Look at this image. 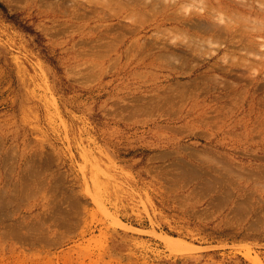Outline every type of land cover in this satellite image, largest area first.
I'll return each instance as SVG.
<instances>
[{
    "label": "rangeland",
    "instance_id": "obj_1",
    "mask_svg": "<svg viewBox=\"0 0 264 264\" xmlns=\"http://www.w3.org/2000/svg\"><path fill=\"white\" fill-rule=\"evenodd\" d=\"M90 1L0 0V264H264V0L178 5L228 54Z\"/></svg>",
    "mask_w": 264,
    "mask_h": 264
},
{
    "label": "bare ground",
    "instance_id": "obj_2",
    "mask_svg": "<svg viewBox=\"0 0 264 264\" xmlns=\"http://www.w3.org/2000/svg\"><path fill=\"white\" fill-rule=\"evenodd\" d=\"M64 1V0H63ZM65 1H67V0H65ZM87 2H88V4H90L89 3V0H86ZM93 1H98V0H92V1H90V2H93ZM196 1H199V0H106V2H101V1H98V3H100L101 5L102 4H104V3H106V4H118V7L121 5H123L124 6V8H126L125 6H129L130 4H132L133 6H137V5H135V4H139V5H145V4H162V7L161 8H159V11H157V13L158 12H160V13H162V18H161V22H160V24H172V25H174V27H173V30H174V28H175V30L177 29L178 31L181 29L182 30V32H183V30L184 31H186V33H187V35L185 36V39H188V33H190L191 34V36L192 35H194V36H196L197 38H200V39H206V38H211V39H213V41L215 40V38H216V40L217 39H219V41L217 40L216 41V49H217V51L218 52H221V51H225L226 52V50H231V51H235L236 49L237 50H239V49H242V48H244V50H245V48L247 49V47H251L252 49H253V47L250 45V44H246V43H243L244 41V39L242 38V36L243 35H245L244 37H246V34H245V32H244V34L241 36V37H239V38H237L238 37V34H237V32H239L238 30H236V28H235V25H234V22L233 23H228V24H222L220 21H221V18H220V16H217V15H215V13L214 14H212V15H208V14H206V13H204L203 11H202V9L201 8H198V9H196V10H194L192 13H189V14H187V12H186V14H179L177 11H178V5L179 4H193V3H195ZM204 1H207V0H204ZM204 1H203V4H207L208 3V1L206 2V3H204ZM258 1V0H257ZM256 1V2H257ZM94 2V3H95ZM216 2V1H215ZM221 2V3H220ZM222 2H224L225 4H234V3H232V0H218V4L220 5V4H222ZM239 2V1H238ZM241 2H245V1H241ZM241 2H239V3H241ZM248 2V1H247ZM259 2H260V0H259ZM261 2H262V0H261ZM64 4H65V2H63ZM198 3V2H197ZM223 3V4H224ZM60 4H62V2H60ZM72 4H73V1H72ZM80 4H81V2H80ZM83 4H85V3H83ZM87 4V3H86ZM96 4V3H95ZM99 4V5H100ZM105 4V5H106ZM201 4V3H200ZM217 4V2H216V5H218ZM238 4V3H237ZM245 4H248V9H250L249 11H251V9L253 8V2L252 1H250L249 0V2L248 3H243V5H245ZM252 4V5H251ZM255 4H257V6L259 5V3H255ZM98 5V4H97ZM111 5H110V7H111ZM143 5V7H142V10H144V9H146L147 7H149L150 5H145L144 6ZM207 5H209V4H207ZM216 5L214 4V8H216ZM241 5V4H240ZM113 6V5H112ZM122 6V7H123ZM133 6H131V7H133ZM197 6V5H196ZM201 6V5H200ZM203 6V5H202ZM242 6V5H241ZM240 6V7H241ZM247 6V5H246ZM260 6H262V5H260ZM260 6H258L259 8H261ZM108 7V6H107ZM130 7V6H129ZM151 7V6H150ZM154 7V6H153ZM159 7H160V5H159ZM180 7H181V5H180ZM205 7V6H204ZM212 7V6H211ZM228 6L226 5V7L225 8H227ZM235 7V6H234ZM243 7H245V6H243ZM257 7V8H258ZM264 7V6H263ZM105 8V7H104ZM104 8H102V9H104ZM128 8V7H127ZM156 8H157V6H156ZM213 8V9H214ZM237 8V7H236ZM236 8H235V10H236ZM84 9V8H83ZM85 9H86V7H85ZM101 9V10H102ZM106 9V8H105ZM110 9V8H109ZM115 8H112L111 10L113 11ZM119 9H121L120 7H119ZM119 9L117 8L116 9V12H117V10H118V13H119ZM158 9V8H157ZM211 9V8H210ZM219 9H220V7H219ZM247 9V10H248ZM122 10H123V8H122ZM149 10V9H148ZM155 10V9H154ZM153 9H152V11H154ZM180 10V9H179ZM205 10V9H204ZM217 10V9H216ZM222 10V9H221ZM224 10H226V9H224ZM260 10V9H259ZM93 11V13L95 12L94 10H92ZM115 11V10H114ZM137 11V10H136ZM151 11V10H150ZM150 11H149V14H150ZM237 12H239V10H236ZM236 11H234V12H236ZM108 12V11H107ZM110 13L109 14H111V11H109ZM121 12V11H120ZM133 12V11H132ZM138 12V11H137ZM148 12V11H147ZM155 12V11H154ZM181 12V11H180ZM211 11H209L208 13H210ZM214 12V11H213ZM223 12V11H222ZM226 12V11H225ZM224 12V13H225ZM236 12V13H237ZM261 12V11H260ZM262 12H264V11H262ZM83 13V12H82ZM143 13H146V12H143ZM156 13V12H155ZM154 13V14H155ZM156 13V14H157ZM219 13H221V12H219ZM239 13H241L242 14V12H239ZM249 13V12H248ZM258 13V12H257ZM105 14V13H104ZM116 14V13H115ZM128 14H130V13H128ZM127 14V15H128ZM135 14H138V13H135ZM142 14V13H141ZM140 12H139V15L137 16V17H140ZM147 14V13H146ZM145 14V15H146ZM149 14H147V15H149ZM155 14V15H156ZM235 14V13H234ZM241 14H240V17H241ZM244 14H246V12L244 13ZM253 14V13H252ZM251 14V15H252ZM83 15V14H82ZM81 15V16H82ZM85 15V14H84ZM112 15V14H111ZM131 15V14H130ZM143 15V14H142ZM144 15V16H145ZM151 15V19L153 18L152 17V14H150ZM149 15V16H150ZM155 15H153L155 18H156V16ZM158 15V14H157ZM229 15V14H228ZM230 15H231V13H230ZM239 14H237V15H235V16H238ZM243 15V14H242ZM256 16L258 15V14H255ZM260 15H261V13H260ZM264 15V14H263ZM262 15V16H263ZM87 16H89V17H91L90 15H87ZM113 16V15H112ZM144 16H142V17H144ZM215 16H217V17H215ZM227 16V15H226ZM255 16V17H256ZM89 17H87V18H89ZM125 15H124V19H125ZM130 16H128V18H129ZM132 17V16H131ZM136 17V18H137ZM147 17V16H146ZM145 17V18H146ZM243 17V16H242ZM241 17V18H242ZM100 18V17H99ZM123 18V17H122ZM236 18H238V17H236ZM235 18V19H236ZM247 18H249V17H247ZM259 18H262V19H264L263 17H259ZM97 19V18H96ZM104 19V18H103ZM127 19V18H126ZM133 19H135V18H133ZM139 19V18H138ZM147 19V18H146ZM233 19H234V17H233ZM234 19V20H235ZM250 19H251V17H250ZM102 20V19H101ZM148 20H149V18H148ZM226 20V19H225ZM243 20V19H242ZM155 21V20H154ZM227 21V20H226ZM225 21V22H226ZM229 21H231V19L229 20ZM236 21V20H235ZM248 22V21H247ZM254 22V21H253ZM148 23H149V21H148ZM264 22H262V24H263ZM131 24V23H130ZM235 24H237V23H235ZM118 25V24H117ZM122 25V24H121ZM128 25V24H127ZM132 25V24H131ZM251 25H253V24H251L250 23V25L249 26H251ZM115 28H116V30L118 31V29L120 28L121 29V26L119 25V28L118 27H116L115 25H113ZM167 26V25H166ZM255 26V25H254ZM253 26V28H255ZM103 27H104V25H103ZM125 27V28H124ZM132 27H134V26H132ZM135 28H136V26H135ZM139 27H137L136 29H134V28H129L128 26H126V25H124V26H122V29H125L124 30V33L126 32V31H128V33L126 32V34L128 35L129 33H132V34H135V33H137L138 32V29ZM235 28V29H234ZM241 27H239L238 29H240ZM247 28V27H246ZM258 28V27H257ZM261 28V27H260ZM259 28V29H260ZM144 29V28H143ZM170 29H172L171 28V26H170V28H169V30ZM245 29V28H244ZM249 29V28H248ZM251 29V28H250ZM259 29H257V30H259ZM139 30H140V28H139ZM262 29H260L259 31H261ZM123 31V30H122ZM141 31V30H140ZM171 31V30H170ZM240 31H241V29H240ZM246 31H249V30H246ZM258 32V31H257ZM257 32H252V34H256ZM123 33V32H122ZM123 33V34H124ZM177 33V32H176ZM177 34H180V33H177ZM118 36V35H117ZM251 36V35H250ZM119 37H121V36H119ZM123 38L125 37V36H122ZM121 37V38H122ZM127 37V36H126ZM137 37V36H136ZM117 39H118V37H116ZM197 38L195 39V41L197 40ZM248 38V36L246 37V39ZM254 38V37H253ZM257 38V37H256ZM256 38H254V39H256ZM193 39V40H192ZM208 39V40H209ZM257 39H259V38H257ZM264 39V36H263V38H261L260 40H263ZM150 40V39H149ZM190 40V39H189ZM188 40V41H189ZM207 40V39H206ZM206 40H204V41H206ZM116 41V40H115ZM187 41V42H188ZM191 42L193 41L194 42V37H192L191 38V40H190ZM210 41V40H209ZM245 41H247V40H245ZM187 42H184L186 45L184 46V45H182V46H184V48L183 49H178V50H180L183 54H186L187 56L186 57H188V55L190 54V52L187 50L188 48V46L190 47L191 46V43L189 42L188 44L189 45H187ZM192 42V43H193ZM197 42H199V41H197ZM202 42V41H201ZM210 42H212V41H210ZM219 42H221V43H218ZM263 42H264V40H263ZM86 43V42H85ZM113 43V42H112ZM159 43H161V42H159ZM158 42H156V41H153L152 42V40L150 41V42H148V43H146V48L148 49V51H152V50H155V49H157L158 51H161V50H164V51H174L175 50V48L174 47H172V46H168L166 43H164L163 42V44H159ZM206 43H207V41H206ZM206 43L205 42H203V45H206ZM253 42H251V44H252ZM260 43V42H259ZM259 43H257L258 45H259ZM200 44L201 43H199V45L197 44V46L198 47H200V50H202V48H204V47H201L200 46ZM211 44V43H210ZM218 44V45H217ZM105 45H106V43H105ZM192 45H194V44H192ZM207 45H209V44H207ZM214 45V44H213ZM212 45V46H213ZM253 45V44H252ZM256 45V44H255ZM257 45V46H258ZM261 45V47L262 48H264V43H261L260 44ZM142 45H140V47H141ZM144 46V47H145ZM181 46V45H180ZM196 46V44H195V47H197ZM215 46V45H214ZM185 47L187 48V49H185ZM195 47H192V51H195V52H197V50L199 49L198 47L196 48L197 50H194L195 49ZM210 47V46H209ZM242 47V48H241ZM106 48V47H105ZM211 48V47H210ZM213 48V47H212ZM211 48V49H212ZM108 49V48H107ZM107 49H103L102 51H100V53H102V52H104V51H106ZM214 49V48H213ZM212 49V50H213ZM215 49V50H216ZM249 49V48H248ZM177 50V49H176ZM175 50V51H176ZM199 50V51H200ZM260 50V49H259ZM198 51V52H199ZM242 51H243V49H242ZM250 51V50H249ZM249 51H247V52H249ZM253 51H254V49H253ZM257 50H255V53H257L256 52ZM215 52V51H214ZM213 52V53H214ZM262 52V51H261ZM227 54L229 53V52H226ZM245 53H246V50H245ZM166 54V53H165ZM227 54H226V56H227ZM259 54V53H258ZM261 54V53H260ZM194 55H195V53H194ZM263 55V54H262ZM225 56V57H226ZM244 56V55H243ZM261 56V55H260ZM194 57V56H193ZM235 57H238V56H235ZM189 58V57H188ZM187 58V59H188ZM193 59V58H192ZM238 59V58H237ZM260 59H262V58H260ZM180 60V59H179ZM185 60V59H184ZM207 60V59H206ZM230 60H231V58H230ZM187 61V60H186ZM226 61V60H225ZM238 61V60H237ZM264 61V60H263ZM227 62V61H226ZM225 62V63H226ZM185 63V62H184ZM229 64V63H228ZM261 65H262V67H264V62H262L261 63ZM245 66V65H244ZM214 67V66H213ZM230 67H232V65H230ZM247 67H249V65H247ZM220 68V70H222V71H224V72H226L227 70H228V68L226 67V65L225 66H223V67H219ZM261 68V67H260ZM238 69V68H237ZM237 69H235V71L237 70ZM264 69V68H263ZM211 70V69H210ZM230 71H232V70H230ZM228 73V72H227ZM229 73H231V72H229ZM233 75V74H232ZM230 76V75H229ZM234 76H236V75H234ZM215 77H217V76H215ZM225 77V76H224ZM235 79V78H234ZM210 80H213V79H210ZM193 81H196L195 79H193ZM214 81V80H213ZM218 81V80H217ZM216 82V81H215ZM218 82H220V81H218ZM194 83V82H193ZM217 83V82H216ZM224 83V82H223ZM225 84V83H224ZM193 85V84H192ZM263 85H261V87H262ZM171 89H173V90H175L174 88H171ZM178 91V90H177ZM170 92H172L171 90L169 91V93ZM173 93V92H172ZM175 93V92H174ZM179 92H177V94H178ZM220 96V95H219ZM161 97V96H160ZM221 97V96H220ZM159 98V97H158ZM175 97H173V98H171V102L173 101V99H174ZM218 98V97H217ZM176 99V98H175ZM174 99V100H175ZM160 100H161V98H160ZM166 99H164V101H165ZM163 101V100H162ZM170 102V103H171ZM166 103H167V100H166ZM169 103V102H168Z\"/></svg>",
    "mask_w": 264,
    "mask_h": 264
}]
</instances>
